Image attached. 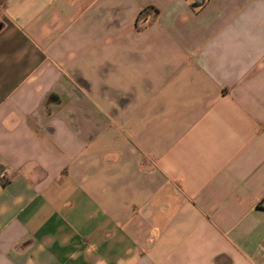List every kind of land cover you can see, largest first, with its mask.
<instances>
[{"label":"crops","instance_id":"obj_1","mask_svg":"<svg viewBox=\"0 0 264 264\" xmlns=\"http://www.w3.org/2000/svg\"><path fill=\"white\" fill-rule=\"evenodd\" d=\"M193 1L0 0V264H264V0Z\"/></svg>","mask_w":264,"mask_h":264},{"label":"trees","instance_id":"obj_2","mask_svg":"<svg viewBox=\"0 0 264 264\" xmlns=\"http://www.w3.org/2000/svg\"><path fill=\"white\" fill-rule=\"evenodd\" d=\"M208 0H203L202 2H191L190 6L192 9L197 10L199 8H202ZM159 16V11L151 6L145 8L137 17V20L135 22V29L137 32H141L151 26L153 23L157 21V18ZM2 175V170L0 169V182L5 186L8 184V180H6Z\"/></svg>","mask_w":264,"mask_h":264}]
</instances>
